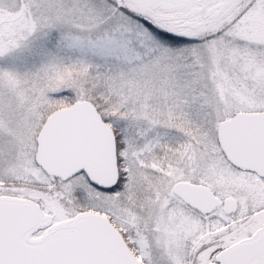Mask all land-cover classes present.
I'll return each instance as SVG.
<instances>
[{
	"label": "snow or ice",
	"instance_id": "6c2138e0",
	"mask_svg": "<svg viewBox=\"0 0 264 264\" xmlns=\"http://www.w3.org/2000/svg\"><path fill=\"white\" fill-rule=\"evenodd\" d=\"M0 264H264V0H0Z\"/></svg>",
	"mask_w": 264,
	"mask_h": 264
}]
</instances>
